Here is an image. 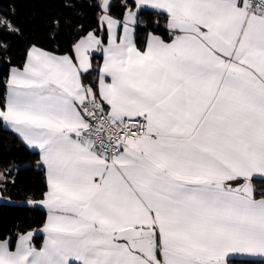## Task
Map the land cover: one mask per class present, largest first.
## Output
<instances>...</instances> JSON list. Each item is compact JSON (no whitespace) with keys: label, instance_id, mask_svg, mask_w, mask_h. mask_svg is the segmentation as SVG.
Segmentation results:
<instances>
[{"label":"snow or ice","instance_id":"obj_1","mask_svg":"<svg viewBox=\"0 0 264 264\" xmlns=\"http://www.w3.org/2000/svg\"><path fill=\"white\" fill-rule=\"evenodd\" d=\"M46 2L17 54L0 0V131L43 174L0 264H264V0Z\"/></svg>","mask_w":264,"mask_h":264},{"label":"trees","instance_id":"obj_2","mask_svg":"<svg viewBox=\"0 0 264 264\" xmlns=\"http://www.w3.org/2000/svg\"><path fill=\"white\" fill-rule=\"evenodd\" d=\"M4 7H7V3ZM16 8L18 21L26 33L25 40L16 41L18 54L23 50L26 42L44 36V20L49 12L56 14L59 6L57 3L46 2V0H16ZM33 15H35V26L32 23ZM33 31L38 35L33 36ZM35 159L36 157L25 151L11 133L0 131V166L8 164H18L20 167L30 166L29 169L19 173V186L11 192L13 200L17 202L16 206L0 205V228L7 230L18 223H23L25 226L36 225L42 219L43 213H35L21 206L26 195L38 196L43 189V174L34 168Z\"/></svg>","mask_w":264,"mask_h":264},{"label":"crops","instance_id":"obj_3","mask_svg":"<svg viewBox=\"0 0 264 264\" xmlns=\"http://www.w3.org/2000/svg\"><path fill=\"white\" fill-rule=\"evenodd\" d=\"M29 168H30L29 165H28V166L21 167L22 171H24V170H26V169H29ZM22 171H21V172H22Z\"/></svg>","mask_w":264,"mask_h":264}]
</instances>
